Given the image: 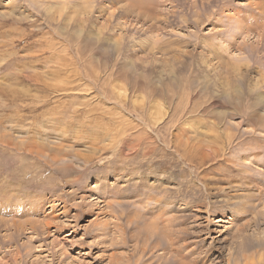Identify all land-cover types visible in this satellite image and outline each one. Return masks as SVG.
<instances>
[{
	"label": "rangeland",
	"instance_id": "374dc122",
	"mask_svg": "<svg viewBox=\"0 0 264 264\" xmlns=\"http://www.w3.org/2000/svg\"><path fill=\"white\" fill-rule=\"evenodd\" d=\"M263 4L0 0V264H264Z\"/></svg>",
	"mask_w": 264,
	"mask_h": 264
},
{
	"label": "bare ground",
	"instance_id": "6f19581e",
	"mask_svg": "<svg viewBox=\"0 0 264 264\" xmlns=\"http://www.w3.org/2000/svg\"><path fill=\"white\" fill-rule=\"evenodd\" d=\"M230 1V0H229ZM155 3V2H154ZM259 5V4H258ZM257 7H259L260 8V12L262 13V11H264V4L263 5H261V6H257ZM132 10V9H131ZM125 12H127V11H125ZM258 13V12H257ZM264 14V12L261 14V15H263ZM139 15V14H138ZM130 16V15H129ZM247 19V18H246ZM118 20V19H117ZM93 25V24H92ZM249 27V26H248ZM250 29V28H249ZM236 35V34H235ZM129 39V38H128ZM176 41H178V40H176ZM111 43V42H110ZM171 45V44H170ZM169 45V46H170ZM172 45H174V44H172ZM106 48V47H105ZM220 48V47H219ZM111 49V48H110ZM162 49V48H161ZM166 49H168V48H166ZM156 50H157V48H156ZM163 50V49H162ZM154 51V50H153ZM155 52V51H154ZM249 56V55H248ZM60 58V57H59ZM66 58V57H65ZM153 59V58H152ZM71 64V63H70ZM66 66V65H65ZM75 67V66H74ZM195 81V80H194ZM192 83H193V81H192ZM198 83V82H197ZM84 84V83H83ZM219 84V83H218ZM220 85V84H219ZM102 87V86H101ZM208 87V86H207ZM135 88V87H134ZM61 89V88H60ZM82 90V89H81ZM142 90V89H141ZM213 90V89H212ZM75 91V90H74ZM196 91V90H195ZM209 92V91H208ZM159 93V92H158ZM187 93V92H186ZM104 94V93H103ZM192 94V93H191ZM203 94V93H202ZM125 96V95H124ZM246 97V96H245ZM238 98V97H237ZM240 100V99H239ZM236 103H238V101L236 102ZM252 103V102H251ZM244 105V104H243ZM255 105V104H254ZM88 106H89V104H88ZM233 107V106H232ZM92 108V107H91ZM250 108V107H249ZM236 109V108H235ZM247 109V108H246ZM228 110V109H227ZM253 111V110H252ZM92 112V111H91ZM243 112V111H242ZM254 112V111H253ZM233 114V113H232ZM221 119V118H220ZM248 120V119H247ZM246 121V120H245ZM219 122V121H218ZM215 128V127H214ZM148 132V131H147ZM146 134H148V133H146ZM150 134V133H149ZM144 135V134H143ZM145 137V136H144ZM147 137V136H146ZM150 138H152V137H150ZM143 139V138H142ZM147 139V138H146ZM1 141V140H0ZM151 141V140H150ZM152 143L154 144V142L152 141ZM157 144V143H156ZM168 145V144H167ZM240 145V144H239ZM156 145H154V147H155ZM25 149H27V148H25ZM164 149V148H163ZM28 150V149H27ZM263 151V150H262ZM8 153V152H7ZM3 154V153H2ZM23 154V153H22ZM185 155H187V154H185ZM186 157H188V156H186ZM185 157V158H186ZM188 159H189V157H188ZM87 160V159H86ZM187 160V159H186ZM190 161V160H189ZM87 163V162H86ZM188 167V166H187ZM66 168H68V167H61L60 168V170L64 173V171H67V169ZM66 173V172H65ZM7 174V173H6ZM253 175V174H252ZM71 177V176H70ZM202 179V178H201ZM253 184V183H252ZM206 185V184H205ZM209 185V184H208ZM250 185V184H249ZM254 186V185H253ZM209 187V186H208ZM206 188H207V185H206ZM208 189V188H207ZM213 189V188H212ZM211 192V191H210ZM175 204V203H174ZM217 204V203H216ZM202 205H204V204H202ZM174 206V205H173ZM205 206V205H204ZM204 208V207H203ZM208 208H209V206H208ZM215 212L217 213V211L215 210ZM241 216H242V214L238 217V218H241ZM157 220V219H156ZM167 221V220H166ZM174 221V220H173ZM159 223V222H158ZM169 224V223H168ZM167 227H168V225H167ZM161 229V228H160ZM166 234V233H165ZM240 234V233H239ZM153 236V235H152ZM163 236V235H162ZM259 236H261V239H263L264 238V235L262 234V235H259ZM158 237V236H157ZM247 239H251V240H253L252 242H251V244H250V242H248V240ZM241 241H237L236 242V245L238 246V249H236L235 247H233V251L230 253L229 252V255H228V257H227V262H226V260L225 259H223L222 258V256H221V250L220 249H217V247H216V249H215V252L216 253H214V255H213V260H217V261H221V260H223V261H225V264H254V263H250V262H247V261H244V262H242L241 263V261H239V258L241 259V257L243 256L242 255V250H244V249H247V248H245V246L247 245H253V243L254 244H260V242L258 241V238L256 237V235L255 234H253L252 236H249L248 238H246L245 236H241V239H240ZM254 241H256V242H254ZM158 245V244H157ZM171 245H172V243H170L168 246L171 248ZM258 246V245H257ZM148 247V246H147ZM166 248H168L167 246H165ZM142 249V248H141ZM144 252H145V250H144ZM171 256V255H170ZM169 256V257H170ZM173 256V255H172ZM171 256V257H172ZM168 257V256H167ZM140 258V257H139ZM138 258V259H139ZM168 259V258H167ZM219 259V260H218ZM169 260H170V258H169ZM172 260H173V258H172ZM171 260V261H172ZM178 260H179V258H178ZM203 260V259H202ZM201 260V261H202ZM175 262V261H174ZM184 262V261H183ZM188 261H186V263H187ZM151 263V262H150ZM202 263V262H201ZM216 263V262H215ZM137 264V263H136ZM208 264V263H207ZM257 264H261V263H257Z\"/></svg>",
	"mask_w": 264,
	"mask_h": 264
}]
</instances>
